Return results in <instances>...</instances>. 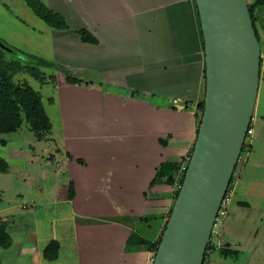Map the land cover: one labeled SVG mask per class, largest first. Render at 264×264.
<instances>
[{
    "label": "rangeland",
    "instance_id": "obj_1",
    "mask_svg": "<svg viewBox=\"0 0 264 264\" xmlns=\"http://www.w3.org/2000/svg\"><path fill=\"white\" fill-rule=\"evenodd\" d=\"M40 1L64 18L66 22L64 29L47 26L26 6L24 0H0V40L12 49V52L5 53V57L20 59L24 65L36 66L38 74L36 78L26 72H19L13 76L12 81L24 82L37 91L56 131V133L54 131L46 133L39 141L34 132L29 129L27 122L23 121L16 132L0 133V159L10 164L9 170L0 171V227L2 226L10 235V245L5 248L0 247V264H79L78 249L67 248L66 253H60L56 261L44 259L41 252V248L49 240L61 233L63 236L72 235L76 232L77 226L96 225L95 229L102 231L103 224L118 222L131 226L132 234L136 236L151 234L155 228L153 223L138 222L139 218L136 214L108 216L107 209L105 210L106 205L101 204V201L95 197L96 190L91 191L92 198L83 201L66 197L63 187L65 188L69 183L70 166L77 168L79 164L72 162L70 166L68 165V169L67 164L62 163L61 160L65 158V154L61 148V133H59L61 127L58 122L66 123L68 128L77 129L68 133L69 138H79L85 142L89 138L90 143H94L98 138V129L93 125L98 117L96 108L91 105L94 99L86 98L90 105L82 121L87 125H84L81 130L79 118L76 120L80 126L68 122L69 115L68 119H63L65 115L62 104L67 102V98L59 97V95V100L57 99L58 102H56V95L61 89L58 82L67 77L79 80V83L86 82L88 85L95 86L102 81L99 79L96 68V57H102L110 52L99 49L101 46L98 36L103 30L100 31L98 23L101 13L104 12L99 10L101 1L106 3H103L100 8L104 7L103 9L112 11L115 5L121 13L138 8L144 0H130L131 2L129 0ZM256 1L247 0V3L254 8L261 57H264V13H257L263 9V6ZM124 4L127 5L123 6ZM159 12L156 10L154 13L156 15L154 29H151V22L148 21V30L144 27L146 19L149 20L151 16V11L148 12V17L137 13L130 18L127 17L128 20L117 21L112 27L114 29L109 30L112 55L169 56L171 48L165 42L167 39L162 33L163 23ZM80 31H85L96 42L82 41ZM78 63L83 64L79 66ZM259 80L254 108L255 118L251 122L253 132L245 139V143L249 145L248 151L239 157L233 179L243 164L242 158L244 171L231 196L223 224L215 228L216 234H213L209 242V245H212L211 242L216 245L228 243L231 248L239 251L237 258L224 259V264H264V69ZM132 90L136 92L139 89ZM82 97H73V99L80 101L86 96ZM166 144L165 139L161 145ZM65 160L69 161L67 158ZM78 162L82 161L78 160ZM242 187H246L248 192L256 189V194H242L244 191ZM69 188L72 190L71 186ZM172 200L174 203L175 195ZM241 202H247L248 206L242 205ZM112 207L119 209L115 204L110 205V208ZM166 219L161 223L155 240L160 236ZM127 241L125 246L129 248L133 245L134 239L132 238V243ZM97 243L88 241L86 247L89 250L95 247L97 250ZM211 248L207 251V259L211 254L210 264H218L220 262L218 252L212 253Z\"/></svg>",
    "mask_w": 264,
    "mask_h": 264
},
{
    "label": "crops",
    "instance_id": "obj_2",
    "mask_svg": "<svg viewBox=\"0 0 264 264\" xmlns=\"http://www.w3.org/2000/svg\"><path fill=\"white\" fill-rule=\"evenodd\" d=\"M103 3L106 2L101 1L99 4V10L104 12L100 11L98 28L100 27V31L103 32L98 36L101 46L98 48L110 53L96 57V68L102 81L98 82V86L88 85L86 82L70 83L66 79L58 82L61 89L56 95V102L59 95L67 98V102L62 104L65 115L63 119H68L69 115L68 122L77 126L81 123L82 130L83 126L87 125L83 124L82 120L90 105L86 98L94 99V106L91 105L96 108L98 117L93 125L98 129V138L94 143H90L89 138L87 142L79 138H69L68 133L77 129L68 128L66 123L58 122L61 127L59 128L61 148L65 158L69 160L64 158L61 161L64 165L67 164V167L72 162L79 164L77 168L70 166L69 183L63 190L68 199L72 197L71 199L75 201L92 198L91 191L96 190L95 197L101 204L106 205L108 216L136 214L138 222L153 223L154 231L140 236L148 241H154L173 204L175 187L166 184L151 185V182L162 162L179 163L188 157L197 129L195 116L197 104L202 100L205 91L204 48L198 11L194 0H144L138 8L121 13L115 5L112 11L106 6V9L100 8ZM148 8L152 12L151 16L148 15ZM156 10L160 11L162 33L167 39L165 42L171 48L170 55L167 57L112 55L109 30L114 29L112 27L116 22L128 20L131 16L141 13L140 16L144 14L149 16L144 27L148 30V21L151 22V29H154ZM82 64L78 63L79 66ZM263 69L264 57H261L260 75ZM132 89L139 90L134 92ZM73 97L83 99L78 101ZM253 116L255 118L254 112ZM54 129L51 123L49 132L56 133ZM165 139L167 144L162 146ZM53 141L56 142L55 139ZM68 142L72 144H67ZM248 147L249 145L245 147L244 155ZM242 160L244 164V159ZM5 162L6 170H9L10 164L8 161ZM242 165L230 183L233 194L244 171ZM70 186L72 196L69 195ZM242 189L244 190L242 194H256V189L250 192L246 187ZM100 190L106 192L100 193ZM241 203L248 206L247 202ZM112 204L119 209L110 208ZM95 228L96 225L77 226L76 232L72 235L63 236L61 233L51 239L59 243L56 260L59 259L60 253H66V249L71 247L78 249L79 264L152 263V253L144 246L130 245L129 248L125 246L133 233L131 226L113 222L103 224L102 231ZM88 241L94 244L98 242L97 250L95 247L89 250L86 247ZM211 244L212 253L217 251L220 257L218 264H224L223 261L225 262L227 258L235 259L239 255V251L231 248L228 243ZM44 247H40L41 252ZM221 247L235 253L223 256L219 252ZM210 257L211 254L205 264H210Z\"/></svg>",
    "mask_w": 264,
    "mask_h": 264
},
{
    "label": "water",
    "instance_id": "obj_3",
    "mask_svg": "<svg viewBox=\"0 0 264 264\" xmlns=\"http://www.w3.org/2000/svg\"><path fill=\"white\" fill-rule=\"evenodd\" d=\"M204 48L203 112L152 264H202L256 103L261 51L247 0H194Z\"/></svg>",
    "mask_w": 264,
    "mask_h": 264
},
{
    "label": "trees",
    "instance_id": "obj_4",
    "mask_svg": "<svg viewBox=\"0 0 264 264\" xmlns=\"http://www.w3.org/2000/svg\"><path fill=\"white\" fill-rule=\"evenodd\" d=\"M26 6L47 26L54 29H64L66 27V22L64 18L57 12L49 9L40 0H24ZM257 4L262 5L263 9H260L257 13H264V0H257ZM249 12L252 18L253 27L257 36L258 41H260L259 33L255 24L254 8L248 6ZM81 39L85 42H93L96 40L93 37L87 35L85 31H80ZM12 52V49L8 47L3 41L0 40V133H13L16 132L23 121H26L29 129L34 132L38 140H42L46 133L51 129L50 119L44 109L40 95L31 86L24 82H13L12 78L15 74L19 72H26L31 76L38 77L36 66L31 64L24 65L20 59H7L5 53ZM37 60V59H36ZM39 61V60H38ZM40 62V61H39ZM42 63H45L42 61ZM205 79V71H204ZM66 80L70 83H79V80L69 79ZM204 105V95L202 100L197 104V130L200 124V118L203 112ZM195 141V140H194ZM194 144V143H193ZM193 146L191 148L190 154L192 152ZM245 150V143L242 146L241 154ZM188 159L185 158L179 163L173 162H162L156 170L155 176L151 182V185L156 184H166L175 187V198L179 192V187L182 183L184 172L180 171L181 164ZM237 166V164H236ZM235 166V169H236ZM7 168V163L0 159V171H5ZM234 169V171H235ZM233 180V175L231 177L230 183ZM230 185V184H229ZM73 191L69 190V195L72 196ZM172 206L170 207L167 219L171 213ZM167 219L163 225L160 236L154 241H148L139 235L131 234L128 240L132 243V238L134 239L133 245L144 246L149 252L152 253L154 257L158 244L160 243L161 235L165 228ZM10 245V237L4 228L0 227V247H8ZM212 245H207L206 251L203 258V263L205 264L207 259V251ZM59 243L55 240H51L43 249V257L48 261H54L58 257ZM220 254L223 256L235 253V251L226 250L221 247L219 250ZM152 264V263H151Z\"/></svg>",
    "mask_w": 264,
    "mask_h": 264
},
{
    "label": "built area",
    "instance_id": "obj_5",
    "mask_svg": "<svg viewBox=\"0 0 264 264\" xmlns=\"http://www.w3.org/2000/svg\"><path fill=\"white\" fill-rule=\"evenodd\" d=\"M254 116H252L251 118V122L253 120ZM251 122H250V126L246 132V138L248 136H251L253 130H252V127H251ZM245 143V142H244ZM248 146V144L245 143V147ZM187 163H188V160L183 162L181 164V168H180V171H185L186 170V167H187ZM233 194V189L231 188V186L229 185L227 190H226V193L220 203V206H219V209L217 211V215H216V218H215V222H214V226H213V230H212V234H211V237H210V241H211V238L213 236V234H216V230L215 228L221 226L223 224V221L227 215V210H228V206L231 202V196Z\"/></svg>",
    "mask_w": 264,
    "mask_h": 264
}]
</instances>
